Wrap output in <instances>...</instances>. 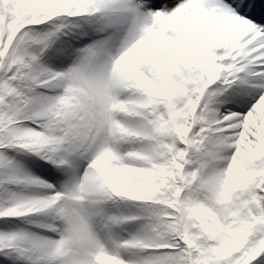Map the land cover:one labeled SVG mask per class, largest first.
<instances>
[{
  "label": "snow or ice",
  "instance_id": "obj_1",
  "mask_svg": "<svg viewBox=\"0 0 264 264\" xmlns=\"http://www.w3.org/2000/svg\"><path fill=\"white\" fill-rule=\"evenodd\" d=\"M0 264H264V0H0Z\"/></svg>",
  "mask_w": 264,
  "mask_h": 264
}]
</instances>
